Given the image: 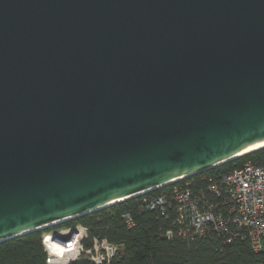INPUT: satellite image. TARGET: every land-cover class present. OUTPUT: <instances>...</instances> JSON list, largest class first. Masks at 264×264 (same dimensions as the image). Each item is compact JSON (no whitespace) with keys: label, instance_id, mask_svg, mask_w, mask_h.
I'll return each mask as SVG.
<instances>
[{"label":"water","instance_id":"obj_1","mask_svg":"<svg viewBox=\"0 0 264 264\" xmlns=\"http://www.w3.org/2000/svg\"><path fill=\"white\" fill-rule=\"evenodd\" d=\"M261 142L264 0H0V242Z\"/></svg>","mask_w":264,"mask_h":264},{"label":"built area","instance_id":"obj_2","mask_svg":"<svg viewBox=\"0 0 264 264\" xmlns=\"http://www.w3.org/2000/svg\"><path fill=\"white\" fill-rule=\"evenodd\" d=\"M196 174L139 195L147 208H159L163 215L171 213L175 230H168L167 236L177 232L194 238L214 232L225 241L241 237L248 239L255 251L263 249L264 157L247 158L205 185H196ZM123 216L129 227L135 225L129 213ZM62 224L42 235L47 264H70L82 256L96 264L109 263L121 248L87 227Z\"/></svg>","mask_w":264,"mask_h":264},{"label":"trees","instance_id":"obj_3","mask_svg":"<svg viewBox=\"0 0 264 264\" xmlns=\"http://www.w3.org/2000/svg\"><path fill=\"white\" fill-rule=\"evenodd\" d=\"M263 157L264 148H261L193 177L196 185H205L247 158ZM125 213L133 217V227L126 224ZM76 224L121 244L112 261L104 264H264V248L255 251L248 239L238 237L225 241L223 235L214 232L194 238L182 237L177 232L167 236L168 230H175L171 213L163 215L159 208H147L142 196L87 213L62 225ZM54 227L0 242V264H47L42 235ZM70 264L96 263L82 256Z\"/></svg>","mask_w":264,"mask_h":264},{"label":"bare ground","instance_id":"obj_4","mask_svg":"<svg viewBox=\"0 0 264 264\" xmlns=\"http://www.w3.org/2000/svg\"><path fill=\"white\" fill-rule=\"evenodd\" d=\"M261 148H264V142L249 146V147L245 148L244 150H242L241 152H239L238 155H240V156L246 155L250 152H253V151L261 149ZM140 193H142V192H140ZM46 225H48V224H46Z\"/></svg>","mask_w":264,"mask_h":264}]
</instances>
